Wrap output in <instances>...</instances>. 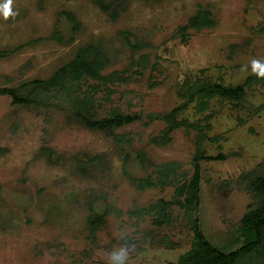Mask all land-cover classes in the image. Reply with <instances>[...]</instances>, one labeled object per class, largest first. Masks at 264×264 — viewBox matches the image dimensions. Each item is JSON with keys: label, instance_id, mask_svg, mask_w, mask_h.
I'll return each mask as SVG.
<instances>
[{"label": "rangeland", "instance_id": "obj_1", "mask_svg": "<svg viewBox=\"0 0 264 264\" xmlns=\"http://www.w3.org/2000/svg\"><path fill=\"white\" fill-rule=\"evenodd\" d=\"M204 9L214 26L184 40L180 27ZM11 11L7 20L0 13V89L35 101L0 95V264H113L121 250L125 264H176L192 251L194 223L220 250L240 249L256 203L251 179L264 175V83L240 106L214 101L204 113L194 105L179 113L198 129L169 131L163 116L182 105L187 77L206 71L237 85L253 59L264 62V0H12ZM98 43L109 54L102 74L113 80L73 93L35 83ZM87 95L95 119L115 111L139 119L112 132L84 127L70 101ZM220 154L200 160L193 222L173 204L176 190L196 156ZM89 163L95 173L76 171Z\"/></svg>", "mask_w": 264, "mask_h": 264}, {"label": "trees", "instance_id": "obj_2", "mask_svg": "<svg viewBox=\"0 0 264 264\" xmlns=\"http://www.w3.org/2000/svg\"><path fill=\"white\" fill-rule=\"evenodd\" d=\"M103 9L107 10L106 4L103 5ZM214 19L211 10L204 9L198 11L195 16L189 19L187 24L180 27L181 36L186 40V33L189 29L200 31L204 28L213 27L215 24ZM108 57L109 54H107L101 43L89 45L85 49H81L69 63L59 68L51 77L46 80H36L35 83L50 92L65 90L68 93L78 91L85 81L93 80L98 83H106V81L113 80L114 77L113 75L104 76L102 74ZM206 73V71H201L199 76L187 77L184 80L179 88V97L183 101L182 105L175 108L170 114L163 116L169 123V131L177 129L182 125L196 129L200 128L201 125L190 124L186 120H179V113L189 108L190 105H194L200 113H204L210 109L214 101L227 102L235 107L240 106L245 102L248 92L253 89L255 84L264 83V77H259L255 73H252L241 84L226 85L223 80H215ZM99 87V85H94L92 90L98 91L97 88ZM6 94L12 96L16 104L28 105L35 101L29 97H21L19 89L15 88L0 89V95ZM70 96L72 95L69 94ZM70 102L73 103V108L75 109V112L72 111L75 118L84 127L91 130L112 132L139 119L138 116L125 115L118 111H115L112 116L95 119L90 114V111L96 107L93 95H87L85 98L71 100ZM211 117H213L212 114L209 118ZM204 158L209 160H224L226 157L223 154L217 157L196 156L194 174L188 182L177 188L173 202L174 205L184 210L187 217L192 219L193 222H196L193 216L199 205L202 182L200 160ZM91 163L79 166L76 171L80 172L85 169L88 172L95 173L91 166L93 164ZM251 188L254 191L256 203L252 205L242 220L245 244L240 249L232 252L220 250L197 232V226L194 223L195 237L192 251L182 256L176 264H238L246 258L250 259L255 256H261L264 260V175L252 178ZM89 221L91 224L94 222L92 219H89ZM165 222L169 223L170 220L165 218ZM156 224L161 226L163 221L157 220Z\"/></svg>", "mask_w": 264, "mask_h": 264}, {"label": "clouds", "instance_id": "obj_3", "mask_svg": "<svg viewBox=\"0 0 264 264\" xmlns=\"http://www.w3.org/2000/svg\"><path fill=\"white\" fill-rule=\"evenodd\" d=\"M12 0H6V2L0 5V13H2L3 17L7 20L10 16L16 15L11 11ZM251 67L253 73H255L259 77H264V62L260 60L253 59L251 62ZM110 259L113 261V264H125L126 256L123 250L121 251H113L110 254Z\"/></svg>", "mask_w": 264, "mask_h": 264}]
</instances>
